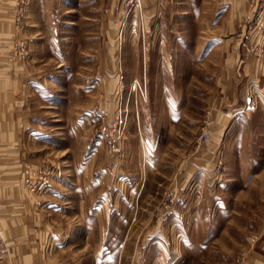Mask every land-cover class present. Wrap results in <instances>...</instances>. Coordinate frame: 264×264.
Returning a JSON list of instances; mask_svg holds the SVG:
<instances>
[{
  "label": "rangeland",
  "instance_id": "obj_1",
  "mask_svg": "<svg viewBox=\"0 0 264 264\" xmlns=\"http://www.w3.org/2000/svg\"><path fill=\"white\" fill-rule=\"evenodd\" d=\"M2 220L0 264H264V0H0Z\"/></svg>",
  "mask_w": 264,
  "mask_h": 264
},
{
  "label": "crops",
  "instance_id": "obj_2",
  "mask_svg": "<svg viewBox=\"0 0 264 264\" xmlns=\"http://www.w3.org/2000/svg\"><path fill=\"white\" fill-rule=\"evenodd\" d=\"M213 151H214V149H211L210 148L209 149V153H212V154H207V155L213 157V153H214ZM151 162L152 161H149L148 162V164L150 163L149 166H151ZM206 165H210L212 167V161H211V159H210V161H208L207 159H201L199 157L198 158L196 157L195 159H193L191 161L190 168L191 169H195V168H199L200 166H203L205 168ZM116 168H117V166H116ZM190 171L191 170H189L188 173H191ZM109 172L108 171H105L104 169H103V171L101 170V176H102L101 179H103V184L104 185L108 184L107 187H106L107 189L105 191H103V193H102L103 196L100 197V199H101L100 201L101 202L103 201L102 204H100V205H98L96 207H93L92 208V211L90 212V214L96 218V221L98 222V226L99 227L100 226H103L105 224V222H107L105 225H108L109 224V221H107L106 217L107 216H110L111 213H114L112 211V209L116 208L117 209L116 212L119 211L118 210L119 209L118 208V206H119L118 201H119V198L120 197L124 196V192L121 193V190H123V191L125 189L126 190H129V195L131 194L130 195V198H132V196L134 195L135 191L138 190L137 189V185L135 187L133 185H132L133 186L132 187L131 186V183L126 185V180H125L126 178L124 176H122V175L117 177V183H119L120 186H121L120 187L121 190H117L116 189V186H115V183L113 181H111V179H110V176H111L110 173L111 172L110 173ZM104 175L106 176L105 178H104ZM211 179H214V178H212V176H211ZM14 182H16V181H14ZM87 184L89 185V183H86L84 185V188L88 186ZM96 184L97 183L95 182V185ZM80 192L77 191L76 193H80ZM109 198L113 200V204L112 205L110 203V200H108ZM25 203H26V200H25ZM0 222H2V223H0V225L2 224L3 227L1 226L0 230L2 231V235L4 237V241L5 242H7L8 240H10V238L12 237V234L15 231L16 232H19V233H21V231H22V227L20 225L21 223L19 225H17L18 227L16 226V227L12 228L11 227V223H10L9 220L8 221L2 220ZM25 230H26V228L24 227V231ZM49 239H50L51 243H53V242L54 243H57V241H56L57 239H55L53 237V234L50 235V238ZM96 246L99 248L96 256H101V252H100L101 249L100 248H102L103 244H96Z\"/></svg>",
  "mask_w": 264,
  "mask_h": 264
}]
</instances>
